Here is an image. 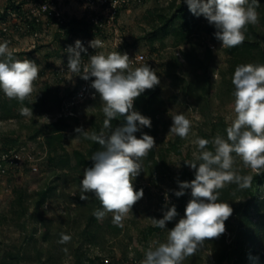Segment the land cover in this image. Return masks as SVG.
<instances>
[{
	"label": "rangeland",
	"instance_id": "374dc122",
	"mask_svg": "<svg viewBox=\"0 0 264 264\" xmlns=\"http://www.w3.org/2000/svg\"><path fill=\"white\" fill-rule=\"evenodd\" d=\"M259 2L258 23L253 25L259 47L233 60L216 39L215 26L203 15H193L184 0H0V43L8 41L9 50L18 54L16 59L33 60L40 69L34 91L25 101L39 102L47 88L53 95L37 116L0 119V158L9 156L0 168V241L11 247L17 264H88L96 257L108 264H141L153 242H166L168 230L184 217L191 199V189L180 197L174 194L180 182L195 178V170L186 162H202L196 160L200 150L194 141H211L217 134L226 138V128L235 118L236 67L264 64L260 27L264 0ZM45 5L51 7L50 13L41 11ZM93 39L101 40L103 47L91 48ZM76 40L87 49L81 52L82 67L92 55L118 51L144 55L159 77L160 83L149 90L156 95L148 107L153 129L135 134L137 138L142 133L151 135L156 146L141 161L143 170L133 183L144 196L124 218L123 227L113 224L112 213L102 219L93 215L103 210L93 194L80 199L84 170L92 167V154L101 147L93 151L96 142L77 137L75 129L99 134L105 116L99 93L91 87L94 78L86 81L68 70L66 49ZM0 94L9 102L21 103L2 90ZM177 114L191 121L183 139L170 132L172 116ZM59 119L68 126V135L50 152L44 138ZM111 123L113 128L119 126L116 120ZM208 149L212 150L211 144ZM15 154L21 157L20 164L13 159ZM66 154L70 161L62 165ZM81 156L91 165H79ZM233 168L253 175L252 186L238 189L230 184L219 190L218 202H228L233 209L225 221L226 231L206 241L182 264H220L222 254L232 249L242 264H264V181L244 168L239 157ZM173 205L178 213L175 219L165 228L154 226L151 218L162 219ZM93 217L94 224L87 228ZM61 233L71 240L58 243Z\"/></svg>",
	"mask_w": 264,
	"mask_h": 264
},
{
	"label": "clouds",
	"instance_id": "9594fccd",
	"mask_svg": "<svg viewBox=\"0 0 264 264\" xmlns=\"http://www.w3.org/2000/svg\"><path fill=\"white\" fill-rule=\"evenodd\" d=\"M195 16L203 15L216 28L215 37L224 48H234L246 39L247 26L258 23V0H184ZM91 48L103 47V42L93 39ZM68 70L84 80H92L91 87L99 93L105 116L103 129L97 134L77 127V137L82 136L100 145L101 150L92 154V167L86 168L80 181V199L87 200L91 193L99 200L103 210L93 215L102 219L112 213L114 225L123 227L124 218L143 198V189L136 191L133 181L143 170L141 161L156 146L155 139L147 133L135 135L141 128H151V119L134 110V101L160 81L147 64L132 69L127 53L118 51L95 54L83 64L81 52H87L80 40L69 45ZM0 90L21 104L34 91L39 76V66L30 59H16L9 50V42L0 43ZM235 118L226 128V138L217 134L211 141L197 138L199 155L186 162L195 170V178L179 183L175 196L191 189L184 217L168 230L166 242H153L145 252L141 264H182L194 256L206 241L219 238L226 231L225 221L233 213L228 202H218L219 190L230 184L238 189L251 187L253 175H242L234 170L235 157L243 167L256 175L264 173V64H242L236 67L232 78ZM20 115L32 117L29 107H21ZM123 117L126 123L113 128L112 121ZM170 132L186 138L191 121L184 114L172 116ZM209 144L212 150L208 149ZM235 154V156L233 155ZM195 155V153H194ZM167 201V194H165ZM178 215L175 205L164 212L162 219H152L154 226L165 228L166 222ZM71 236L60 234L58 243L66 244Z\"/></svg>",
	"mask_w": 264,
	"mask_h": 264
},
{
	"label": "trees",
	"instance_id": "16d2710c",
	"mask_svg": "<svg viewBox=\"0 0 264 264\" xmlns=\"http://www.w3.org/2000/svg\"><path fill=\"white\" fill-rule=\"evenodd\" d=\"M259 2V0H258ZM259 2V7H260ZM260 10L257 8V12ZM261 30L264 32V14L262 15L261 22H260ZM212 31V30H211ZM257 28L254 27L252 24H249L247 26V31L245 33L246 39L245 41L234 48H228L227 52L231 56L233 60H238L240 57L244 56V54H250L252 50L259 47L255 42L256 38L258 37ZM14 57H18V54H13ZM156 97L155 93L146 90L144 93H142L135 101H134V110L138 111L141 115H144L146 117H151L150 113L148 111L149 105H152L154 102V98ZM53 98L52 91L50 89H45L44 94L39 102H29V101H23V104L17 103V102H9L8 99H4L2 95L0 94V119L3 120H9L13 117H17L18 119L25 118L24 116L20 115V108L23 107H29L32 108L33 116H37L40 111L44 110L49 101ZM54 99L58 105L61 104V100L58 98V94H54ZM151 119V118H150ZM116 122L119 124V126L126 123V120L123 117H118L115 119ZM65 124V121L63 119H59L57 122L52 124L49 128L51 131L46 134L44 138V144L49 149L50 152L56 151L59 146H61L64 139L67 138L68 135V126ZM151 128H141L143 132H146L147 130L153 129V123L151 121ZM136 134V133H135ZM95 148L93 151L99 150L100 145L98 143L95 144ZM92 151V152H93ZM77 153V152H76ZM79 154V153H77ZM82 159L79 160V165L81 166H90L91 162H89L86 158L81 156ZM70 161V156L66 154L64 158H62V165L66 164ZM258 179L261 181H264V173H261L257 176ZM253 184V181H252ZM251 184V186H252ZM27 212V208H23V213ZM94 220H96L95 217L88 219V226L87 228L92 227L94 224ZM18 257L15 256L13 250L8 245L4 244L0 241V264H17ZM101 261L102 264L109 263L108 260H101L100 258H95L94 260L88 259V264H95L96 262ZM220 264H242V259L237 254L236 250H231L230 252H225L221 256Z\"/></svg>",
	"mask_w": 264,
	"mask_h": 264
},
{
	"label": "built area",
	"instance_id": "2783aa9c",
	"mask_svg": "<svg viewBox=\"0 0 264 264\" xmlns=\"http://www.w3.org/2000/svg\"><path fill=\"white\" fill-rule=\"evenodd\" d=\"M105 3H108V0H105ZM117 3V2H116ZM51 7L49 8L47 5L43 6L41 11L46 13H50ZM98 18L96 20V24H98ZM99 25H103V23H100ZM130 59V67L135 68V67H140L144 64H146V58L144 55H137V56H131L128 55ZM9 157L8 155L3 156L0 158V168L2 167V163L6 160V158ZM13 159L16 161V164H20L21 162V157L18 154H15L13 156ZM36 170V168H34Z\"/></svg>",
	"mask_w": 264,
	"mask_h": 264
}]
</instances>
